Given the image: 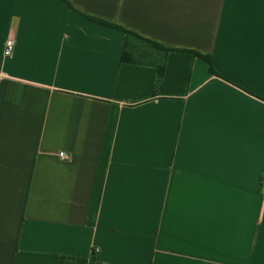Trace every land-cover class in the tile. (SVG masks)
Returning <instances> with one entry per match:
<instances>
[{"label":"crops","instance_id":"crops-1","mask_svg":"<svg viewBox=\"0 0 264 264\" xmlns=\"http://www.w3.org/2000/svg\"><path fill=\"white\" fill-rule=\"evenodd\" d=\"M68 2L0 0V264H264V0Z\"/></svg>","mask_w":264,"mask_h":264},{"label":"trees","instance_id":"trees-1","mask_svg":"<svg viewBox=\"0 0 264 264\" xmlns=\"http://www.w3.org/2000/svg\"><path fill=\"white\" fill-rule=\"evenodd\" d=\"M64 2H66L70 7H72V6L70 5V3L68 2V0H64ZM84 16H85L88 20H90V21H92V22H96V23H100V24L105 25V26H109V27H112V28H116V29L121 30V31H123V32H125V33H128V32H129L128 30L124 29L123 27H121V26H119V25H116V24H114V23H111V22L105 21V20H103V19L94 18V17H91V16H89V15H84ZM164 50H165L166 52H167V51H170V50H174V51H185V52L193 53L194 55H196V56H200L201 58L205 59V60L208 62V64H209V68H210V70H212V69H211L210 58L207 57V56L201 55V54H199V53L196 52V51H192V50H184V49H171V48H164ZM161 74H162V65H161L160 67H158V78H157V82H159V80H160V78H161ZM66 259H67V260L69 261V263L71 264V258H62V259H61V263H62V261L66 260ZM61 263H60V264H61Z\"/></svg>","mask_w":264,"mask_h":264},{"label":"built area","instance_id":"built-area-1","mask_svg":"<svg viewBox=\"0 0 264 264\" xmlns=\"http://www.w3.org/2000/svg\"><path fill=\"white\" fill-rule=\"evenodd\" d=\"M13 46H14V43H13V40L12 39H7L5 41L4 54L6 56L11 55V53L13 51ZM58 156L60 158H62V159H68L69 158V156L67 154H65L63 151L58 152Z\"/></svg>","mask_w":264,"mask_h":264}]
</instances>
